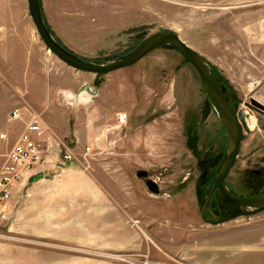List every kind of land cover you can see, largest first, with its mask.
<instances>
[{
	"label": "rangeland",
	"instance_id": "rangeland-1",
	"mask_svg": "<svg viewBox=\"0 0 264 264\" xmlns=\"http://www.w3.org/2000/svg\"><path fill=\"white\" fill-rule=\"evenodd\" d=\"M37 4L54 40L91 63L123 57L157 33H176L206 61L223 96L236 97L233 111L245 118L226 188L244 197L264 192V118L246 106L251 99L264 106V0ZM7 11L16 18L0 17V25L16 20L30 43L24 44L40 50L32 49L36 81L0 82V132L9 139L0 141V154L19 132L16 122L6 124L7 115L42 112L54 131L46 160L54 169L45 178L54 180L61 169L68 174L34 200L43 208L33 210L34 220L24 213L18 230H0V264H264V211L224 222L241 210L216 190L203 220L228 136L180 50L164 46L132 66L92 75L47 50L26 0H0V16ZM82 92L90 101L79 99ZM138 171L158 184L159 195ZM191 176L184 190L168 196ZM14 201L22 208L25 191Z\"/></svg>",
	"mask_w": 264,
	"mask_h": 264
},
{
	"label": "water",
	"instance_id": "water-1",
	"mask_svg": "<svg viewBox=\"0 0 264 264\" xmlns=\"http://www.w3.org/2000/svg\"><path fill=\"white\" fill-rule=\"evenodd\" d=\"M27 6L35 29L47 50L72 69L82 71L88 74H111L118 70L132 66L133 64L141 60L143 57H145L148 53L164 46H173L180 50L186 57L188 63L197 72L202 87L207 93L210 100L213 102L220 117V121L225 127L228 136V147L226 153L215 174L214 185L207 194L204 204L202 206L203 220L207 222V219L205 217L207 203L213 192L216 190L222 193L229 201L235 203L237 207L241 210L237 216H234L233 218H227L224 220V222L229 221L230 219L238 218L243 215L260 213L264 211V192L253 198L245 199L230 192L226 188L224 183L237 159L243 135V127L241 124V120L245 118L242 113L236 114L232 108V101L236 100V97L231 95L230 98L227 100L223 96L209 72L206 61L201 57V55H199L195 50H193L183 40H181V38L176 33H157L143 40L135 49H133L125 56L112 60L106 64H96L88 62L86 60H83L82 58L73 55L72 53L66 51L54 40V38L47 30L44 21L41 17L37 0H27ZM246 106L257 112L264 113V106L253 99H251L250 104H247ZM136 176L137 178L145 180V185L150 193L154 195H159L158 184L153 180L146 179V171H138L136 173ZM193 180L194 177H188L186 180L179 183L175 187V189L168 194V196L172 197L180 193ZM210 223L215 224L212 222Z\"/></svg>",
	"mask_w": 264,
	"mask_h": 264
},
{
	"label": "crops",
	"instance_id": "crops-1",
	"mask_svg": "<svg viewBox=\"0 0 264 264\" xmlns=\"http://www.w3.org/2000/svg\"><path fill=\"white\" fill-rule=\"evenodd\" d=\"M12 16L16 18L15 13L11 11H7L5 12V15H2L0 17L9 19L12 18ZM7 23L9 24L0 25V82H34L36 81V79H34L35 66L38 64L35 63L34 61V53L32 49L34 50V48H36L39 51L40 47L38 44L33 43L31 49L28 48L24 44V42L27 43L28 45L29 41H27V39H24V37H22L23 36L22 30L24 28L18 26V22L16 20L15 21L8 20ZM23 116L24 115L21 116V119L19 121H16V123H14L17 124V128L19 129L18 130L19 132L10 136L14 140L23 131L24 125L28 119V118H23ZM39 116L41 118L43 125L47 127V129L49 130V135L50 136L54 135V131L51 128V125L44 118L42 112L39 114ZM6 124H11V123L7 122ZM3 129L6 131L5 126H3ZM0 133H5V132H0ZM5 134L7 135V133ZM47 161L41 166L36 167L35 170L33 171V172L41 171V173H39L36 176H32V178L29 181H25L20 185H18L16 191L12 194L10 198L9 210L11 211V215H12L11 228L13 230H18L20 228L19 226L21 225V221L24 217V213L26 214L27 219H30L31 217L34 220L35 214L32 213L33 210L43 209L40 207L42 205L39 206V204L36 203L37 201L34 200L39 199L38 202H41L42 194H44L47 191L46 187L47 186L50 188H53L54 186L59 187V182L62 181V179L60 178H63L65 174H68L67 169H61L59 171V176L55 177L54 180L46 179L45 174L49 172V170L54 169V165L49 164V162ZM55 182H58V184L57 183L55 184ZM22 191H25L26 193V202L22 208L16 209L17 202L15 201L13 202V198L15 194H18ZM92 199L93 198L91 197V200Z\"/></svg>",
	"mask_w": 264,
	"mask_h": 264
},
{
	"label": "built area",
	"instance_id": "built-area-1",
	"mask_svg": "<svg viewBox=\"0 0 264 264\" xmlns=\"http://www.w3.org/2000/svg\"><path fill=\"white\" fill-rule=\"evenodd\" d=\"M29 116L23 131L16 137L9 150L0 154V230L11 225L12 215L9 201L18 185L29 181L40 172H33L47 160L51 148L49 130L41 121L39 114L28 112ZM21 119V113L13 110L6 118L8 123ZM126 115L119 116L125 122ZM7 135L0 133V141H7ZM87 152L90 148L86 149Z\"/></svg>",
	"mask_w": 264,
	"mask_h": 264
},
{
	"label": "flooded vegetation",
	"instance_id": "flooded-vegetation-1",
	"mask_svg": "<svg viewBox=\"0 0 264 264\" xmlns=\"http://www.w3.org/2000/svg\"><path fill=\"white\" fill-rule=\"evenodd\" d=\"M237 100H233L232 101V104L233 103H235ZM257 114L260 116V117H263L264 118V113H262V112H257ZM243 138H244V136L242 135V141H243ZM260 172L261 171H259V170H256V171H254V173L255 174H260ZM233 194H235V195H238V194H236V193H234V192H232ZM259 194H261V193H259ZM258 194V195H259ZM223 195V194H222ZM224 196V195H223ZM238 196H240V195H238ZM255 196H257V195H253V196H248V197H244V196H240V197H242V198H245V199H250V198H253V197H255ZM225 197V196H224ZM226 198V197H225ZM227 199V198H226ZM235 204V203H234ZM236 205V204H235ZM237 206V205H236Z\"/></svg>",
	"mask_w": 264,
	"mask_h": 264
},
{
	"label": "bare ground",
	"instance_id": "bare-ground-1",
	"mask_svg": "<svg viewBox=\"0 0 264 264\" xmlns=\"http://www.w3.org/2000/svg\"><path fill=\"white\" fill-rule=\"evenodd\" d=\"M259 84V82H257V83H255V86L256 85H258ZM85 94V92H82V94H80V96H78L79 97V99H81V101L82 102H87L88 100H89V98H88V96H87V98H83V95ZM82 97V98H81ZM70 99H74V95L72 94V95H70V97H69ZM90 101V100H89ZM247 121H248V123L250 124V126L251 125H253V120H252V118H250V117H248L247 118Z\"/></svg>",
	"mask_w": 264,
	"mask_h": 264
}]
</instances>
